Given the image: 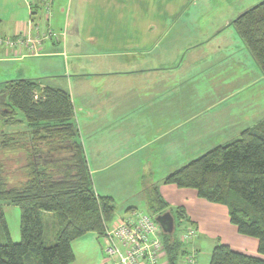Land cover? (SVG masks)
Listing matches in <instances>:
<instances>
[{
	"label": "crops",
	"instance_id": "0c3cea01",
	"mask_svg": "<svg viewBox=\"0 0 264 264\" xmlns=\"http://www.w3.org/2000/svg\"><path fill=\"white\" fill-rule=\"evenodd\" d=\"M2 1L4 9L8 1ZM18 1L6 12L13 25L10 33H0V63L28 58L37 75L23 78L40 79L69 93L94 191L109 197L114 206L108 226L131 210L147 208V186L157 188L172 215L181 207L185 219L180 221L197 226L190 206L204 202L194 189L165 184L163 179L260 124L255 117L248 125L250 117L240 109L251 75L240 65L246 47L231 25L241 12L231 19L221 16L219 24L200 27L202 35L183 39L178 30L202 21L184 17L172 0ZM190 2L192 7L198 4ZM48 31L55 35L46 37ZM28 36L35 40L36 53L23 41L15 42ZM212 37L221 43H210ZM263 81L261 73L252 82ZM257 88L252 101L261 97ZM172 193L180 198L175 204ZM44 216L53 219L51 213ZM186 245L175 264H185L188 252L196 257L193 241ZM163 260L169 264L167 257Z\"/></svg>",
	"mask_w": 264,
	"mask_h": 264
},
{
	"label": "trees",
	"instance_id": "16d2710c",
	"mask_svg": "<svg viewBox=\"0 0 264 264\" xmlns=\"http://www.w3.org/2000/svg\"><path fill=\"white\" fill-rule=\"evenodd\" d=\"M231 25L264 75V0ZM73 119L67 91L35 78L0 82V228L5 238L0 264H70L71 242L90 231L102 237L113 220L111 199L94 191ZM19 174L21 180L13 183ZM163 182L194 189L205 201L225 206L237 232L255 237L264 255V120L171 171ZM144 190L148 214L170 211L155 186ZM2 202L20 208L17 242L10 239ZM45 213L53 215L50 244L44 241ZM174 214L185 219L181 207ZM161 239L168 263L175 264L184 243L163 232ZM209 264H264V258L221 243L213 247Z\"/></svg>",
	"mask_w": 264,
	"mask_h": 264
},
{
	"label": "rangeland",
	"instance_id": "374dc122",
	"mask_svg": "<svg viewBox=\"0 0 264 264\" xmlns=\"http://www.w3.org/2000/svg\"><path fill=\"white\" fill-rule=\"evenodd\" d=\"M7 1L8 4L6 5V7L4 9L0 8V15L3 18V20L0 22V33H10V29L12 28L13 23L11 22V19L6 15V12L8 11V8L16 6V4L19 2L18 0H15V2H13L12 4L11 0ZM172 1L177 2V11L182 10V14L184 17L192 16L195 19L202 21V23H200V26H198L197 24L188 23V30H178V35H181V38L184 39L186 37H192L195 34L202 35L204 29H200V27L206 25V28H208L210 26L217 25L220 23V17L224 15H229L231 19L238 15L240 12H243L247 8L259 3L262 0H198V4L196 7H192L191 2H189L188 0V4L185 2V0H183L182 5L178 3L179 0ZM3 3L4 1L0 0V4ZM228 7L229 11L227 10L222 12V10L227 9ZM149 12L151 14H154L153 8L151 9L150 7ZM233 32L236 34L235 30ZM208 41L215 45L221 43V40H217V38L214 37L210 38ZM201 42L202 40L199 41V43ZM201 45L202 44H200L199 46ZM243 49L245 55L241 58L240 65L247 66V69L249 72H251V75H248L249 84H247V87L245 88L248 92L246 95L247 100H245L244 103L240 104V109L242 114L245 111L246 116L250 117V119H248V125H251L255 122V117L256 119H258L257 121L260 122L264 119V81L261 83L256 82L253 84L252 81L257 78L261 74V72L255 65V62L247 49ZM248 57L250 58V63H248ZM32 67H34V65L28 58L20 60L18 62L0 63V82L13 78L19 79L23 77H34L35 75H37V73L34 71L36 68L33 69ZM255 88L260 91L261 97L256 96L255 100L252 101L249 98ZM241 97L242 99H244V95H241L239 98ZM17 179V181L15 179H12L11 181L13 183H16L21 180L20 174L17 176ZM177 197V194L174 193H172V196H170V198L174 199L175 201L172 202L173 204L180 200V198ZM200 200L201 202H204L202 203L204 205L197 203L192 205V207L190 206V211L193 214L192 219L196 221L197 226L194 223L177 220L175 225V232L173 233L175 236H179L180 232L190 227L194 228L197 231L196 236L191 241H193L194 247L197 251L196 257L198 264H209L213 247L221 243L229 244L233 250L240 251L246 254L254 253L249 255L264 258V255L260 254L257 251V239L252 236H246L238 233L235 225H233L229 220L227 210L223 209L225 207H214V205L206 202L204 199L200 198ZM192 203L193 202H190L189 204L191 205ZM1 207L4 211L6 226L10 239L14 242H17L20 239V208L6 202H2ZM213 208L216 209L213 210ZM136 210L148 213V209L144 206L136 208ZM222 210H226L225 213ZM116 212H118V208H116L115 206V213ZM44 219H46L45 216ZM50 220L51 218L46 219L45 224L44 241L46 244H50L53 241V228L50 224ZM4 239L5 238L3 232L0 228V242H3ZM187 243H184L183 246H187ZM72 249L74 253V261L70 264H101L104 261L105 257L107 258L105 254V244L103 237L97 235L95 232H87L86 234L72 241ZM181 260L182 259H179L178 263H180Z\"/></svg>",
	"mask_w": 264,
	"mask_h": 264
},
{
	"label": "built area",
	"instance_id": "2783aa9c",
	"mask_svg": "<svg viewBox=\"0 0 264 264\" xmlns=\"http://www.w3.org/2000/svg\"><path fill=\"white\" fill-rule=\"evenodd\" d=\"M48 9V8H47ZM48 31L45 36H54ZM36 53L35 40L28 36L22 42ZM15 42L8 40V43ZM161 228L155 217L138 210H131L119 218L113 225L105 227L103 240L105 244L106 261L101 264H165L166 257L161 235ZM196 236L192 227L179 233L178 239L183 243L190 242ZM185 264H198L195 253H188L184 258Z\"/></svg>",
	"mask_w": 264,
	"mask_h": 264
},
{
	"label": "water",
	"instance_id": "95a60500",
	"mask_svg": "<svg viewBox=\"0 0 264 264\" xmlns=\"http://www.w3.org/2000/svg\"><path fill=\"white\" fill-rule=\"evenodd\" d=\"M155 221L159 224L163 233L173 234L175 230L174 217L170 211L155 216Z\"/></svg>",
	"mask_w": 264,
	"mask_h": 264
}]
</instances>
